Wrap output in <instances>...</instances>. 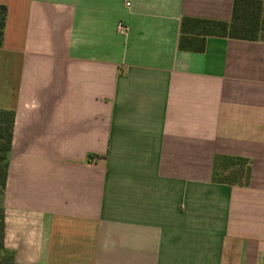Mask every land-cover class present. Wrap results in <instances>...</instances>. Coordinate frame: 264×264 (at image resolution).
Instances as JSON below:
<instances>
[{"label":"crops","instance_id":"1","mask_svg":"<svg viewBox=\"0 0 264 264\" xmlns=\"http://www.w3.org/2000/svg\"><path fill=\"white\" fill-rule=\"evenodd\" d=\"M0 3L17 264H264V38L177 48L182 16L232 0ZM216 154L248 183L212 182Z\"/></svg>","mask_w":264,"mask_h":264},{"label":"trees","instance_id":"2","mask_svg":"<svg viewBox=\"0 0 264 264\" xmlns=\"http://www.w3.org/2000/svg\"><path fill=\"white\" fill-rule=\"evenodd\" d=\"M264 0H232L229 21L182 16L177 48L180 51L202 53L209 36L255 41L264 38ZM7 8L0 3V48ZM14 111L0 108V264H17L15 251L5 247V207L8 159L12 143ZM250 166L246 158L216 154L212 160L211 180L214 183L246 185Z\"/></svg>","mask_w":264,"mask_h":264},{"label":"built area","instance_id":"3","mask_svg":"<svg viewBox=\"0 0 264 264\" xmlns=\"http://www.w3.org/2000/svg\"><path fill=\"white\" fill-rule=\"evenodd\" d=\"M125 5L126 6L130 5V2H125ZM116 30L121 34H125L127 32V27L122 23H119L117 24Z\"/></svg>","mask_w":264,"mask_h":264}]
</instances>
